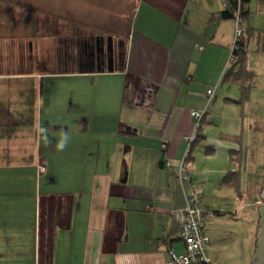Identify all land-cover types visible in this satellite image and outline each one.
Masks as SVG:
<instances>
[{"label":"crops","instance_id":"1","mask_svg":"<svg viewBox=\"0 0 264 264\" xmlns=\"http://www.w3.org/2000/svg\"><path fill=\"white\" fill-rule=\"evenodd\" d=\"M257 2L264 16V0ZM15 6L32 10L0 6L7 22L0 25V264H167L170 251L185 254L181 226L192 193L215 213L206 223L211 264L218 227L225 239L249 220L255 242L261 203L258 191L251 202L249 187L264 150L248 183L243 140L207 138L214 102L240 98L225 89L237 25L217 19L221 0H139L120 24L51 6L32 7L28 19ZM250 16V50L264 51V25L252 27ZM251 60L250 53L243 136L260 133L264 122V111L244 110L264 104ZM205 109L208 125L191 144L190 181L182 184L191 111ZM231 172L239 188L223 183Z\"/></svg>","mask_w":264,"mask_h":264},{"label":"rangeland","instance_id":"2","mask_svg":"<svg viewBox=\"0 0 264 264\" xmlns=\"http://www.w3.org/2000/svg\"><path fill=\"white\" fill-rule=\"evenodd\" d=\"M139 0H0V6L3 7H12L14 4H20L23 6H27V8H31L32 10L22 9L20 7L15 6L13 12H16L15 15L21 14L23 18H30L32 11L34 10L32 7L42 6L44 8L53 7L58 11H75L76 13L84 12L87 16L92 19L99 21H111L117 24H120L125 21V16L129 13H132L134 10V6L136 2ZM257 0H251L249 10L252 16L251 26L259 27L264 25V16L258 12V4ZM12 4V5H11ZM0 7V9H1ZM25 8V7H24ZM264 9V7L262 8ZM250 16V17H251ZM6 22L4 19L0 18V25ZM7 23V22H6ZM248 21H244V27L248 26ZM94 31V30H93ZM253 44V41L251 42ZM204 47H199V50L202 51ZM232 51V49H231ZM232 53V52H231ZM231 55V54H230ZM252 60L251 64L257 70L260 78V83L264 81V51H257L255 47L251 48ZM230 58V57H229ZM237 68V67H235ZM234 68V69H235ZM225 89H234L239 90L238 87L231 83H226ZM263 95V94H262ZM260 95V96H262ZM260 102V105L255 101L250 108L244 109L248 116H253L254 111L258 110L259 114L264 111V104ZM206 110V109H205ZM203 110V111H205ZM209 115L212 119V131L210 136L207 138L210 140L214 138L224 137L225 139H229L230 137L237 136L239 134L242 135V107L238 104L229 101L226 98H221L220 100L214 102V104L209 109ZM207 114L205 111L204 116L200 121V125H202L203 131L207 127V123L204 122V118ZM252 121V118H248ZM203 123V124H202ZM264 122H261L256 130H259L258 134H250L245 133L246 135H242L243 144L248 149L250 158V165H248V183H251V180L254 178L252 173L255 171V165L257 162H261L258 160L257 155H261V152L264 150ZM256 125V124H255ZM200 128V127H199ZM247 132V131H246ZM241 154V153H240ZM258 155V156H259ZM240 157V156H239ZM242 160L241 167H246V162H243V155L241 156ZM240 160V158H238ZM264 164V160H262ZM261 162V163H262ZM264 166L261 167L260 177H258L257 185L255 187H249L252 189L250 191V200L251 202L255 199L251 195L257 193L260 200V192L263 187L264 180ZM252 184H254L252 182ZM244 188L248 189V185L245 184ZM261 203V200H260ZM261 205V204H260ZM253 213V211H251ZM249 213V211H248ZM259 215V213H258ZM249 218V217H248ZM217 227V225H215ZM255 226L249 220L243 221L242 226H238L236 228L229 229L225 239H222L223 233L221 228L218 227L217 234H219L220 239L216 240L212 244L210 248L209 256L212 258V262L214 264H251L252 257L254 253V244L253 236H254ZM220 232V233H218ZM212 255H215L213 258Z\"/></svg>","mask_w":264,"mask_h":264},{"label":"built area","instance_id":"3","mask_svg":"<svg viewBox=\"0 0 264 264\" xmlns=\"http://www.w3.org/2000/svg\"><path fill=\"white\" fill-rule=\"evenodd\" d=\"M221 1L224 4V0ZM240 22V18L238 17L235 30V43L244 37V29ZM234 48H236L235 45L233 46V50ZM230 61H234L232 53ZM207 98V106H209L215 98V88L208 89ZM205 111H191V116L195 119V128L192 135L188 138L190 143L189 148L184 159L179 164L177 173V177L182 184L190 181L187 158L191 151V144L197 138L200 121L204 116ZM166 166L170 167L171 164L166 162ZM40 171L44 172L45 167L41 166ZM214 216L215 214L213 212L201 207L200 197L196 193H192L187 197L185 216L181 226V235L185 241L186 251L184 255H177L173 251H170L167 264H197L209 261L207 257V247L210 243V237L207 234L206 223Z\"/></svg>","mask_w":264,"mask_h":264},{"label":"trees","instance_id":"4","mask_svg":"<svg viewBox=\"0 0 264 264\" xmlns=\"http://www.w3.org/2000/svg\"><path fill=\"white\" fill-rule=\"evenodd\" d=\"M251 0H224V10L218 15L217 19L222 20H235L237 25V18H240V24L244 29V37L240 41L235 43V34H234V41L233 46L235 45L236 48L233 50L232 46V55L234 61H230L229 64L230 69L228 70L227 74H225L224 81L226 83L234 84L238 87L240 92V98L238 101H233L242 108L250 101L251 98V91H252V82L254 79V73L250 72L247 64H248V57L251 53L248 38L250 32L253 31L252 28L244 27L243 22L249 19L250 16V6ZM237 27V26H236ZM236 30V29H235ZM231 56V55H230ZM237 67V68H235ZM235 68V69H234ZM214 101V100H213ZM212 101V102H213ZM201 130V127H200ZM200 138V132L198 133V137L196 140ZM232 139L236 140L238 143H242V135H237L232 137ZM189 157L187 158L188 161ZM239 160V159H238ZM161 164L164 165V160L161 161ZM223 183L227 185H231L235 188H239L240 179L238 172H231L227 177L224 179ZM215 214V213H214ZM197 264H211L210 260L207 262H200Z\"/></svg>","mask_w":264,"mask_h":264},{"label":"water","instance_id":"5","mask_svg":"<svg viewBox=\"0 0 264 264\" xmlns=\"http://www.w3.org/2000/svg\"><path fill=\"white\" fill-rule=\"evenodd\" d=\"M111 50H112V45L110 39L109 51ZM101 51H104L103 46L101 48L98 47L95 49L94 56H96V54H98ZM108 70L109 71L114 70L112 59L110 60V65L108 67ZM263 184H264V180H263ZM260 200H261V205L258 206L259 215H258V222L255 233L254 253L251 264H264V185L260 192Z\"/></svg>","mask_w":264,"mask_h":264}]
</instances>
